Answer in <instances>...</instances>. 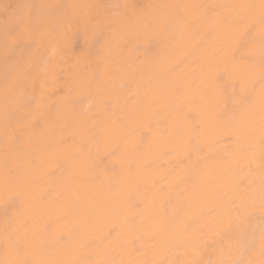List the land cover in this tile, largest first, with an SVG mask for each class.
Listing matches in <instances>:
<instances>
[{"label":"bare ground","instance_id":"6f19581e","mask_svg":"<svg viewBox=\"0 0 264 264\" xmlns=\"http://www.w3.org/2000/svg\"><path fill=\"white\" fill-rule=\"evenodd\" d=\"M37 2L0 0V27L5 6L15 14L17 5ZM49 2L97 5L94 11L101 14L127 17L133 22L129 30L163 17L168 30L150 45L154 57L123 93L111 84L99 93L72 91L96 71L95 57L91 63L81 59L83 41L73 38L56 58V73L41 76L45 87L38 123L17 130V143L26 142L23 151L10 148L12 129L0 114V185L8 169L23 178L9 205L0 198V261L180 264L192 258L186 243L209 258L205 249L217 230L215 213L233 188L243 181L259 189L264 140L259 41L247 80L249 115L243 124L230 125L223 110L225 104L232 107L238 78L235 73L216 76L224 65L214 56L226 37L204 6L258 5L260 0ZM231 11L216 8L215 14ZM43 55V49L37 51V61ZM9 237L18 254L7 250ZM252 258L256 264L262 259L259 245Z\"/></svg>","mask_w":264,"mask_h":264},{"label":"snow or ice","instance_id":"6c2138e0","mask_svg":"<svg viewBox=\"0 0 264 264\" xmlns=\"http://www.w3.org/2000/svg\"><path fill=\"white\" fill-rule=\"evenodd\" d=\"M93 4L51 3L39 0L16 6L15 14H8L0 27V114L6 128L12 129L10 148L23 151L26 142L17 143V130L34 128L42 115L45 82L41 76L57 71V56L73 38L83 41L81 59L92 62L95 73L72 86L74 92L99 93L104 85L111 84L113 91L123 93L136 83L138 74L152 60L155 53L150 45L165 37L167 20L156 18L142 25L133 24L127 17L94 11ZM116 8L119 5H108ZM170 7V6H157ZM214 13V27L222 26L226 41L217 50L214 60L224 65L216 73L237 74L239 87L233 86L232 107L225 104L224 114L230 125L243 124L252 105L251 90L247 80L254 71L256 43L259 41V71L261 77V133L264 140V0L259 4L205 5ZM216 8L231 9L230 15L215 14ZM258 9V16L255 10ZM158 20V23L156 22ZM132 43L133 47L127 45ZM43 49L37 61L35 53ZM127 51V55L123 53ZM137 52L133 57L131 53ZM240 52L241 56L236 53ZM39 89V92H38ZM221 114H217V118ZM23 178L11 169L5 173L0 185V198L9 205L20 193ZM216 231L210 246L205 249L209 258L199 248L186 243L192 258L180 264H256L252 258L259 245V264H264V177L259 189L241 181L233 188L232 195L214 216ZM7 250L18 254L11 238L5 240ZM0 264H27L24 261L4 260Z\"/></svg>","mask_w":264,"mask_h":264}]
</instances>
